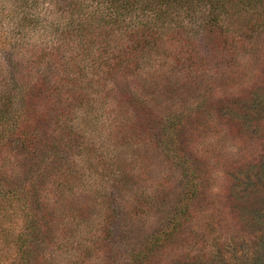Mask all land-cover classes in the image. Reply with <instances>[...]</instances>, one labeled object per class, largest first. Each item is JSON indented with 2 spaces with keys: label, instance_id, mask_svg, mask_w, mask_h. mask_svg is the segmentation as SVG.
<instances>
[{
  "label": "rangeland",
  "instance_id": "374dc122",
  "mask_svg": "<svg viewBox=\"0 0 264 264\" xmlns=\"http://www.w3.org/2000/svg\"><path fill=\"white\" fill-rule=\"evenodd\" d=\"M61 1L0 0V91L8 81H20L36 66L45 64L41 52L48 39L44 34L48 23L42 27L34 24L37 26L14 36L16 27L26 18L23 13L18 14L20 5L34 2L33 12L52 20L56 13L68 17ZM239 11L229 22L234 28L229 34L230 39L244 42H231L229 48L221 51L226 54L223 60L210 56L208 72L193 71L189 79L193 80L191 87L195 79L204 80L208 74L212 80L203 81L190 92L184 89L159 92L157 102L165 103L167 108L160 104L154 107L162 116L184 109L183 101L186 106L192 102L199 111L189 117V127L180 130L184 135L180 137L182 144L178 151L172 152L173 148L168 147L170 154L166 155L163 138L143 125L132 127L127 120L130 114L117 110L110 98L101 95L95 112L103 115L100 117L104 126L98 130L96 152L82 154L80 150V154L75 149L67 154L65 165L57 166L54 174L45 179L44 191H40L43 201L55 209L53 241L43 249L47 261L42 264H250L253 255L256 264H264V213L259 205L248 209L244 190L246 182L251 184L257 176L260 184L264 183V127L254 129L255 118L242 123L233 118L231 109L223 110L229 101L230 106L238 102L242 109L247 97L252 105L259 97L264 103V22L260 20L264 16L254 15L251 22L243 16L245 32L237 28ZM13 14L18 15L12 19ZM249 25L251 29L261 27V31L252 38L246 37ZM201 34L198 44L186 33L162 41L173 56L167 64L161 66L159 62L157 72L154 69L155 75L159 72V80L166 81L179 61L189 63L185 54L192 45L200 46L203 53H211ZM186 42L190 46L183 50L180 45ZM251 43L254 53L249 52ZM33 73L38 74L34 70ZM174 75L175 79H184L177 73ZM85 90L90 92L91 88ZM205 95L206 105L196 98L204 99ZM44 98L41 96L43 101ZM187 109L188 106L184 111ZM254 109L258 115V107ZM128 110L133 113L132 107ZM261 111L264 119V107ZM84 114L91 120L90 114L79 108L70 125H80ZM247 127L251 136L246 134ZM87 136L95 138V134ZM166 143L171 141L166 139ZM25 156L26 152L17 147L12 151L4 148L0 154V173L6 176H0L1 179L12 183L26 179L29 169L23 163L27 160ZM105 164L112 167L105 168ZM35 168L37 173L41 172L38 166ZM193 178L203 187L204 195L200 194V198L191 193ZM183 203H190L191 211L182 215L177 232L170 235L167 230L162 234L167 237L165 240L162 236L160 242L145 248L149 237L169 229L173 211ZM22 215L9 216L0 204L2 264H13L16 258L18 261L15 238L18 232L26 230L28 221ZM108 220L114 223L113 227ZM141 247L144 253L135 257Z\"/></svg>",
  "mask_w": 264,
  "mask_h": 264
},
{
  "label": "trees",
  "instance_id": "16d2710c",
  "mask_svg": "<svg viewBox=\"0 0 264 264\" xmlns=\"http://www.w3.org/2000/svg\"><path fill=\"white\" fill-rule=\"evenodd\" d=\"M61 2L62 9L69 12L68 17L56 13L52 20L45 19L42 13L33 12L34 2H24L20 5L21 10L18 14L23 13L26 18L22 17L23 20L16 27L14 36L20 35L26 28H34L37 25L42 27L48 23L45 24L47 31L44 33L48 39L41 52L45 64L33 69L37 75L34 73L31 75L33 70L29 71L27 78L23 76L16 82L13 79L11 80L13 83L8 81L7 86L0 91V154L4 148L11 151L16 147L22 149L26 152L27 158L26 163L24 161L23 163L29 169L27 178L19 182L12 183L0 177V204L7 211V215L23 214L28 219L26 230H21L16 235L14 249L20 256L18 255V261L17 258L16 261H12L13 264H42L44 260L47 261L43 249L53 241L55 209L43 201L40 191H44L45 179L54 174L57 166L65 165L67 154L74 152L75 149L79 153L81 150L82 154L96 152L98 130H103L104 126H101L104 119L100 117L103 115L95 112L96 102L100 103L101 95L110 98L117 110L119 108L121 112L127 111L130 114L127 120L132 123V127L143 125L146 130L154 131L160 139L163 138V150L166 151V155L170 154L166 150L168 147H172V152H176L182 144L180 137L184 134L181 131L189 127V117L198 114L199 111L192 102H189L187 111H184L187 106L186 101H183L181 107L184 109L173 111L166 117L162 116V112L154 107L160 104L167 108L165 103L157 102L159 94H166L164 90L167 89L170 91L184 89L190 92L203 81L212 80L208 74L204 80L195 79L193 87H191L193 80L189 81L191 72L209 69L210 56L219 57L218 61L223 60L226 54L221 51L229 48L231 42H244V39L242 41L230 39L229 32L234 30L229 23L232 16L240 10L237 28L241 27L244 31L243 16L247 17L248 22H251L250 18L254 15L264 16V0ZM18 14H13L11 18ZM260 20L264 22L261 18ZM248 27L250 33L246 37L249 38L254 37L258 30L261 31V27L252 26V29L250 25ZM176 32L186 33L189 39L195 40L197 44L202 33L212 51L203 53L200 46L192 45L190 51H186L185 54L189 58V63L179 61L177 67L172 68V74L166 81L159 80V72L155 75L159 68L157 64L159 62L161 66L167 64L173 56L171 50L162 46V41L175 38ZM188 45L186 42L180 46H183L184 50ZM250 46L249 52L254 53V43ZM214 50L218 52L212 53ZM146 66H149V69ZM182 71L185 73H180ZM174 73L184 79L181 81L175 79ZM17 74L23 75L20 72ZM164 81L163 89L161 85ZM89 88L90 92L85 90ZM41 96L46 97L44 101ZM204 97L196 98L199 99V103L202 101L206 105V95ZM249 99L248 97L245 99L247 101L242 109L238 102L235 101L230 106L229 101L228 107L225 105L223 110L231 109L233 118H239L242 123L251 122L255 118L252 125L254 129L262 128L264 119L261 110L264 103L259 97L252 105L253 102ZM41 104L44 108H41ZM129 107H132V114L128 110ZM255 107H258V115L254 111ZM79 108L90 114L91 120L84 114L81 116L80 125H70V120H73ZM91 114H96L97 117ZM248 130L249 127L246 134L251 136ZM93 134H95L93 139L87 136ZM166 139L171 143H166ZM35 166L41 170L40 173H37ZM105 166L112 167L111 164ZM0 176L6 175L0 173ZM192 181L191 193L194 192L200 198L204 195L203 187L197 183L196 178ZM253 181L251 184L246 182L247 185L244 186L246 198L248 197L247 207L250 210L259 205L263 214L264 183L260 184L258 176ZM190 211V203L176 207L168 223V225L171 223L169 229L159 234H157L159 231H154L157 233L145 241V248L155 241L160 242L162 236L165 240L167 237L162 234L167 230L170 231V235L177 232V225L181 227L182 215H187ZM109 222L113 227L114 223ZM139 252H136L135 257L144 253L143 247L139 248ZM251 258L250 264H256L257 258L254 255ZM2 261L0 255V263Z\"/></svg>",
  "mask_w": 264,
  "mask_h": 264
}]
</instances>
